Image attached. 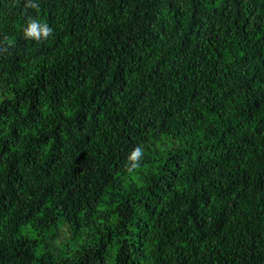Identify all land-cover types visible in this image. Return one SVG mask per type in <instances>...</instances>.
Instances as JSON below:
<instances>
[{
	"label": "trees",
	"instance_id": "trees-1",
	"mask_svg": "<svg viewBox=\"0 0 264 264\" xmlns=\"http://www.w3.org/2000/svg\"><path fill=\"white\" fill-rule=\"evenodd\" d=\"M0 264H264V0H0Z\"/></svg>",
	"mask_w": 264,
	"mask_h": 264
},
{
	"label": "rangeland",
	"instance_id": "rangeland-1",
	"mask_svg": "<svg viewBox=\"0 0 264 264\" xmlns=\"http://www.w3.org/2000/svg\"><path fill=\"white\" fill-rule=\"evenodd\" d=\"M153 148L163 150L165 148L164 143L157 142ZM136 178V176L134 177ZM103 208V206H101ZM101 222H104L103 218H97ZM30 232V226L24 228V233L28 234ZM46 240V241H45ZM85 240V234L75 235L72 233L66 225L61 226L60 228L54 230L50 235H48L43 242V245L50 244L53 245L57 253L68 252L78 248Z\"/></svg>",
	"mask_w": 264,
	"mask_h": 264
},
{
	"label": "clouds",
	"instance_id": "clouds-1",
	"mask_svg": "<svg viewBox=\"0 0 264 264\" xmlns=\"http://www.w3.org/2000/svg\"><path fill=\"white\" fill-rule=\"evenodd\" d=\"M51 32V29L47 25H39L36 21H30L28 26L24 28V34L26 37L40 38L41 36L47 37ZM140 150L137 149L133 154L131 159L140 156Z\"/></svg>",
	"mask_w": 264,
	"mask_h": 264
}]
</instances>
